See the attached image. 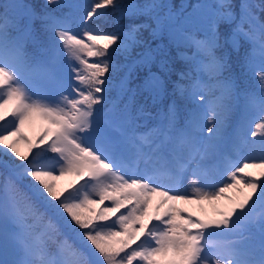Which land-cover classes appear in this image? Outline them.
<instances>
[{
  "label": "snow or ice",
  "instance_id": "obj_1",
  "mask_svg": "<svg viewBox=\"0 0 264 264\" xmlns=\"http://www.w3.org/2000/svg\"><path fill=\"white\" fill-rule=\"evenodd\" d=\"M0 264H264V0L0 3Z\"/></svg>",
  "mask_w": 264,
  "mask_h": 264
},
{
  "label": "trees",
  "instance_id": "obj_2",
  "mask_svg": "<svg viewBox=\"0 0 264 264\" xmlns=\"http://www.w3.org/2000/svg\"><path fill=\"white\" fill-rule=\"evenodd\" d=\"M5 2V0H0V3ZM17 2H21V3H25L28 4L29 6H42L45 4V0H17ZM62 2H69V3H74V4H88L91 2V0H62ZM167 2H171L174 3L176 5H179L182 0H167ZM129 21L127 19H121L119 17V14H113L109 17H106L105 21L102 23V28L104 30H112L115 29L116 27H120V26H124L126 24H128ZM145 35L147 36V33H145ZM241 58L244 55V50L241 49L240 53L238 54ZM122 59V58H121ZM232 59L235 61L237 59V54L233 53L232 54ZM177 66L180 67L182 66V61L179 60V58L177 57L176 60ZM236 71L237 73H239V67H236ZM173 79H176V77H173ZM244 80V85L249 87L252 90H255L257 88V82L255 80L254 77L249 76H245L243 78ZM170 101L168 99L164 100L163 103L159 106V108H149V113L150 116H147L144 120L140 121L141 127L143 128H152L156 126L157 123V117H156V112L157 111H163L165 105H167ZM186 109L184 108L183 105H181V112L185 111ZM251 129H248V131H250ZM205 135H208V133H205ZM33 139L36 138V136L32 137ZM256 140H259V137L255 138ZM23 147H24V152H27L28 150V145L26 143L23 142ZM242 157H248L249 155H251V153L249 152V150L247 148H245L241 154ZM71 183V182H70ZM43 210V209H41Z\"/></svg>",
  "mask_w": 264,
  "mask_h": 264
},
{
  "label": "rangeland",
  "instance_id": "obj_3",
  "mask_svg": "<svg viewBox=\"0 0 264 264\" xmlns=\"http://www.w3.org/2000/svg\"><path fill=\"white\" fill-rule=\"evenodd\" d=\"M11 119V118H9ZM43 127L42 122L36 121L34 123H26V125L23 128V132L26 136L32 138L33 136H37L41 128ZM21 152H24L23 142H21L18 145ZM252 171L259 173V169H252ZM75 180V177L72 176H65L60 178L56 181L58 188L63 189L68 186V184ZM246 191V190H245ZM245 193L237 192L236 190L230 191L227 193L228 196L233 197L234 200L236 199H242L243 195ZM107 203V202H106ZM233 201L230 200H222L217 205L213 206L210 204L205 203L204 205H182L183 207H186L189 212L195 213L197 216H204V217H210L215 215L216 211L218 209H224L227 210L232 206ZM135 246V245H134Z\"/></svg>",
  "mask_w": 264,
  "mask_h": 264
}]
</instances>
